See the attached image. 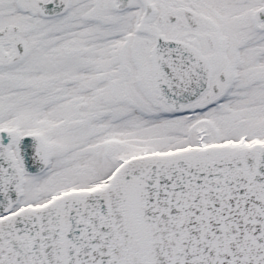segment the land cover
<instances>
[{"label":"snow or ice","instance_id":"snow-or-ice-1","mask_svg":"<svg viewBox=\"0 0 264 264\" xmlns=\"http://www.w3.org/2000/svg\"><path fill=\"white\" fill-rule=\"evenodd\" d=\"M0 264H264V0H0Z\"/></svg>","mask_w":264,"mask_h":264}]
</instances>
